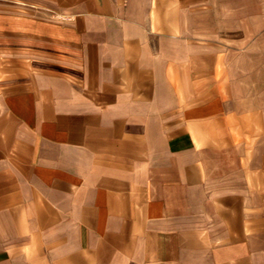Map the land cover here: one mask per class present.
<instances>
[{
  "label": "crops",
  "instance_id": "obj_1",
  "mask_svg": "<svg viewBox=\"0 0 264 264\" xmlns=\"http://www.w3.org/2000/svg\"><path fill=\"white\" fill-rule=\"evenodd\" d=\"M212 3L0 0V264H264V88Z\"/></svg>",
  "mask_w": 264,
  "mask_h": 264
},
{
  "label": "rangeland",
  "instance_id": "obj_2",
  "mask_svg": "<svg viewBox=\"0 0 264 264\" xmlns=\"http://www.w3.org/2000/svg\"><path fill=\"white\" fill-rule=\"evenodd\" d=\"M217 2L219 21L224 22L223 36L229 50L238 52L236 66L253 72L264 88V0H207ZM209 4V8H210ZM215 8V4H214ZM227 38V39H226Z\"/></svg>",
  "mask_w": 264,
  "mask_h": 264
}]
</instances>
